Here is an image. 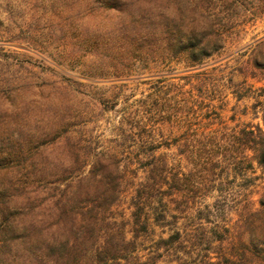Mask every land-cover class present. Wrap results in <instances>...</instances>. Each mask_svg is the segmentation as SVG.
Masks as SVG:
<instances>
[{
	"label": "rangeland",
	"instance_id": "rangeland-1",
	"mask_svg": "<svg viewBox=\"0 0 264 264\" xmlns=\"http://www.w3.org/2000/svg\"><path fill=\"white\" fill-rule=\"evenodd\" d=\"M263 111L264 0H0V191L15 184L16 217L33 176L53 206L98 157L115 159L119 195L84 238L133 245L95 264H226L228 252L264 264V168L241 134L264 127ZM147 179L162 187L135 223ZM177 231L182 245L159 246Z\"/></svg>",
	"mask_w": 264,
	"mask_h": 264
},
{
	"label": "trees",
	"instance_id": "trees-1",
	"mask_svg": "<svg viewBox=\"0 0 264 264\" xmlns=\"http://www.w3.org/2000/svg\"><path fill=\"white\" fill-rule=\"evenodd\" d=\"M196 25L197 28L199 25L200 29L206 31L205 35L208 36L214 31L216 24L206 18L198 21ZM191 37L193 39V36ZM178 45L181 47L180 52H186L193 47L187 45L184 40H179ZM262 119L264 123V111ZM241 134L245 140L242 151H251L257 163L264 168V127L243 128ZM118 167L115 159L98 157L90 173L77 178L76 185L69 196L55 200L53 206L49 205V197L43 195L45 192L40 191L43 178L33 176V190H31L33 194L28 196L26 204L18 208L16 217L12 216L11 199L8 194L9 185L14 187L15 184L6 183L3 191H0V264H95L123 258L125 245L133 244L125 241L122 232L115 233L113 236L109 235L102 245L96 244L94 240L90 243L85 240L90 233L94 234L97 231L100 210L109 208L119 195ZM2 168L4 165H0V169ZM47 169L50 170V164L33 163L31 166V171L35 175L44 174ZM110 175L112 177L109 178ZM148 181L147 179L137 187L132 198L131 205L134 208L132 214L135 223L140 221L145 209L141 199L152 196L148 193L155 187L156 189L162 187L158 184L151 185ZM46 182L59 183L56 180ZM18 188L20 194H26V181L20 182ZM261 204L264 205L262 200ZM52 227L56 230L50 236L48 232ZM141 228L147 229L146 222ZM223 229L228 237L230 229L227 226H223ZM217 237L219 238L213 236L214 239L221 241L223 234H218ZM175 240H179L182 245L180 231L161 240L159 246L168 250ZM235 255L230 252L225 253V263L238 264ZM212 259L208 256L205 263L216 264L217 262Z\"/></svg>",
	"mask_w": 264,
	"mask_h": 264
}]
</instances>
